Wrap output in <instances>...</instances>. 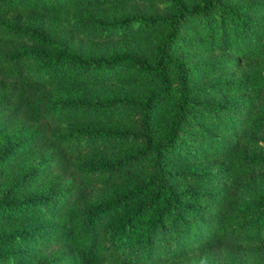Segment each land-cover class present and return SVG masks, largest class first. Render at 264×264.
<instances>
[{
    "label": "trees",
    "instance_id": "16d2710c",
    "mask_svg": "<svg viewBox=\"0 0 264 264\" xmlns=\"http://www.w3.org/2000/svg\"><path fill=\"white\" fill-rule=\"evenodd\" d=\"M118 1L0 0V124L33 127L0 148V264L264 261V0H170L164 15L97 22L103 35L137 24L155 38L144 55L85 56L1 20ZM108 85L133 94L87 92ZM28 149L42 164L20 172Z\"/></svg>",
    "mask_w": 264,
    "mask_h": 264
},
{
    "label": "rangeland",
    "instance_id": "374dc122",
    "mask_svg": "<svg viewBox=\"0 0 264 264\" xmlns=\"http://www.w3.org/2000/svg\"><path fill=\"white\" fill-rule=\"evenodd\" d=\"M2 2V0H1ZM170 0H119L117 3L97 5L90 8H71L63 11L41 10L35 14L11 13L1 17L3 23L22 29L41 31L55 40H62L72 50L81 52L85 56L99 57L102 55L114 54L119 51H133L137 54H149L154 47V36L150 34L138 35L136 30L138 25L135 24L130 31L124 33L104 34L96 28L100 20H110L124 15L138 13L144 16H158L167 14L170 11ZM90 25L91 28H89ZM96 26V27H95ZM29 45L36 47L43 46L40 42L36 44L27 41ZM40 43V44H39ZM219 58H228L229 55L218 50L214 54ZM204 56L201 57V59ZM238 76H242L239 73ZM217 78H227L218 75ZM212 78H207L210 81ZM90 95L99 97L107 94H133L127 87L106 86L100 91H94L91 88L87 91ZM94 93V94H93ZM57 97H62L59 93ZM33 127L20 122L17 125L0 124V148H4L7 143L13 142L19 138L30 135ZM262 151L264 153V138ZM87 154V151H84ZM200 162V161H199ZM42 164L41 155L36 151L28 149L22 154L20 160L15 161L14 166L20 172L30 171L34 167ZM207 166L209 171H215L219 165L210 161H204L199 166ZM204 168V167H202ZM8 181L0 182V194L5 191ZM258 193L264 194V172L261 174L258 183ZM97 192L94 202L99 198ZM36 225V224H35ZM34 225V226H35ZM24 228L29 227L23 226ZM241 249H247L246 246L240 245ZM251 258L243 259L240 255H227L219 257L213 251L193 252L187 257L174 258L158 264H264V261L250 255ZM115 264V263H107Z\"/></svg>",
    "mask_w": 264,
    "mask_h": 264
}]
</instances>
